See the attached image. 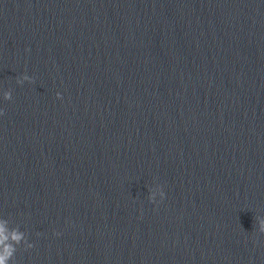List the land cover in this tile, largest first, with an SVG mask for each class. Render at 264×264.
Segmentation results:
<instances>
[{
    "label": "clouds",
    "instance_id": "9594fccd",
    "mask_svg": "<svg viewBox=\"0 0 264 264\" xmlns=\"http://www.w3.org/2000/svg\"><path fill=\"white\" fill-rule=\"evenodd\" d=\"M24 81L31 82V78L28 75H23L20 79L17 80V83L22 84ZM5 100H11L12 94L11 92H5L4 94ZM57 97H60V94L57 93ZM3 112L0 110V115ZM164 197L163 191L161 192V198ZM150 201H155L154 196L150 198ZM258 222V230L261 233H264V219L257 218ZM12 241L13 243H9ZM24 242L27 248L33 247L32 244L28 243L27 238L25 237L23 232H20L16 229L9 230L6 227V221L0 220V264H9V261L13 259L16 252V245Z\"/></svg>",
    "mask_w": 264,
    "mask_h": 264
}]
</instances>
